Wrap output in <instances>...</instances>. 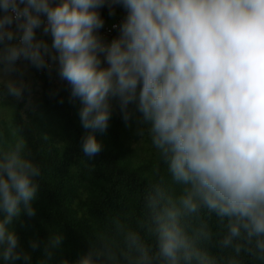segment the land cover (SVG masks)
I'll return each mask as SVG.
<instances>
[{
  "label": "clouds",
  "instance_id": "clouds-1",
  "mask_svg": "<svg viewBox=\"0 0 264 264\" xmlns=\"http://www.w3.org/2000/svg\"><path fill=\"white\" fill-rule=\"evenodd\" d=\"M105 5L126 11L110 42L99 35ZM20 60L55 65L70 85L84 156L102 151L96 133L115 100L126 125L140 114L138 135L147 126L171 178L151 183L134 222L114 218L74 264H264V0H0V106L24 97ZM40 176L24 123L0 108L4 264L31 260L15 224L36 215ZM62 240L49 233L40 264Z\"/></svg>",
  "mask_w": 264,
  "mask_h": 264
},
{
  "label": "trees",
  "instance_id": "trees-1",
  "mask_svg": "<svg viewBox=\"0 0 264 264\" xmlns=\"http://www.w3.org/2000/svg\"><path fill=\"white\" fill-rule=\"evenodd\" d=\"M99 12L109 20L106 5ZM125 16L126 12L120 23ZM33 77L34 85L25 83L22 100L0 106L4 117L10 118L12 108L10 119L24 123L32 157L41 167L38 198L33 202L36 215L29 218L22 213L15 224L19 247L31 260L14 264H40L49 233H62L63 240L48 264L64 259L74 264L90 249L96 234L110 230L114 218L134 222L151 183L163 176L170 184L171 178L147 126L145 134L138 135V112L126 125L119 103L113 100L107 131L96 133L102 151L90 160L81 151L86 130L80 122V101L70 98V85L59 77L55 65L51 71L34 68ZM36 86L39 93L31 97ZM34 240L39 244L35 250L30 246Z\"/></svg>",
  "mask_w": 264,
  "mask_h": 264
},
{
  "label": "rangeland",
  "instance_id": "rangeland-1",
  "mask_svg": "<svg viewBox=\"0 0 264 264\" xmlns=\"http://www.w3.org/2000/svg\"><path fill=\"white\" fill-rule=\"evenodd\" d=\"M113 12H114V14L113 15H110L108 22H115V21H117L118 19H120L122 17V15L125 14L126 11L123 9L122 6L115 5L113 7ZM41 36H42V32L37 33V37L38 38H40ZM43 38L45 40H47L49 44L51 43V37L50 36H44ZM17 64H18V67L23 71V80L25 81V83L28 82V84L30 86L34 85V77H33V75H34V68L35 67H33L29 62L24 61V60L18 61ZM14 75H16V74H14ZM39 90H40V87L39 86H36L35 89H33L32 93H31V97H33L34 95H37L39 93ZM13 100H15L14 97L6 96L5 97V103L4 104H11ZM112 105H113V101H112ZM10 111H11V113L8 116V118L9 117L12 118V114H13L12 113V108H9L8 109V112H10ZM2 114H3V111H2ZM4 114L7 115L8 113L7 112H4ZM4 119L6 120L7 117H4Z\"/></svg>",
  "mask_w": 264,
  "mask_h": 264
},
{
  "label": "built area",
  "instance_id": "built-area-1",
  "mask_svg": "<svg viewBox=\"0 0 264 264\" xmlns=\"http://www.w3.org/2000/svg\"><path fill=\"white\" fill-rule=\"evenodd\" d=\"M120 19L115 22L104 21V27L99 30V35L105 42H110L119 35Z\"/></svg>",
  "mask_w": 264,
  "mask_h": 264
}]
</instances>
